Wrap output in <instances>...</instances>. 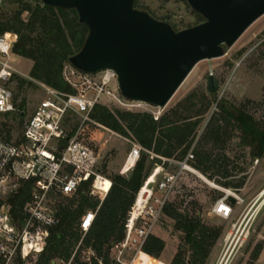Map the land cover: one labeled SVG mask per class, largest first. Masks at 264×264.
<instances>
[{
  "label": "trees",
  "instance_id": "1",
  "mask_svg": "<svg viewBox=\"0 0 264 264\" xmlns=\"http://www.w3.org/2000/svg\"><path fill=\"white\" fill-rule=\"evenodd\" d=\"M8 3L17 5L18 10L11 17L0 18V35L15 33L17 41L12 52L33 62L29 73L30 80L16 75H13L12 80L16 79L19 87L24 84L33 85V81H37L58 92L75 93L62 77L63 66L68 63L70 56L82 48L88 33L87 27L79 23L75 10L43 6L39 0H8ZM136 6L135 1L134 8H137ZM24 15L26 19L22 18ZM196 16L200 20L198 25L203 19L198 14ZM13 102L17 112L13 113L11 119L22 130L25 103L21 101L16 104L15 98ZM211 104H216L212 96L202 94L198 97L191 94L185 104H177L157 120L148 112L110 110L103 105L94 106L89 114L91 122L132 139L143 151L127 175L108 176L111 186L102 201L89 195V184L86 183L74 195L65 197L66 203L58 204L55 213L58 222L50 230L46 247L35 264H53L56 259L62 262L70 261V264H84L79 261L77 254L74 255V249L80 239V246L92 251L93 264H112L111 248L124 238L129 211L152 168L162 165L161 158L183 160L193 145L197 129ZM217 107L218 111L211 114L200 142H209L215 148L223 150L226 143L236 136L239 138L240 147L250 148L252 159L262 157L264 131L257 123L243 112L238 111L237 115H234L224 104ZM76 129L77 126H73L70 137ZM91 129L98 128L93 125ZM12 131L9 124L0 123V136L3 139L12 141ZM19 139L21 132L15 142ZM193 153L194 161L191 163L194 169L206 173L215 168L216 173L225 179L232 176L227 171L225 159L213 158L210 152L200 146H195ZM220 156L224 157L223 154ZM244 183L245 178H241L234 185L226 182L222 186L237 191ZM29 189L30 186L24 184L10 199L14 218L18 217L17 213L25 203ZM98 206L93 224L82 238L78 227L79 220L84 212L94 210ZM163 214L174 222V230L181 234L180 243L170 264H205L221 235V229L202 223L197 216L180 211L175 204H166ZM164 247V241L150 235L141 250L137 264H155V258L160 256ZM261 249V245L256 246L248 264H253Z\"/></svg>",
  "mask_w": 264,
  "mask_h": 264
},
{
  "label": "rangeland",
  "instance_id": "2",
  "mask_svg": "<svg viewBox=\"0 0 264 264\" xmlns=\"http://www.w3.org/2000/svg\"><path fill=\"white\" fill-rule=\"evenodd\" d=\"M135 1L136 9L147 12L158 21L168 22L175 31L195 26L200 22L183 0ZM17 10V5L4 0L0 8V18L11 17ZM22 18L26 19V16ZM8 63L15 70L14 75L30 80L29 73L33 66L31 60L19 57L11 51ZM209 74L215 76L219 84L217 98L214 100L216 104H224L234 115H237L238 111L243 112L264 131V15L257 19L230 48H224V56L197 63L164 108L141 105L127 110L112 103H106L105 106L110 110L148 112L152 116L154 114L160 117L177 104H185V100L191 94L198 97L202 94L211 96L206 91V78ZM32 84L19 87L17 80L14 79L7 85L12 91L16 104L21 101L25 103L23 123L38 103L46 97L45 85L37 81H33ZM216 104H211L209 111L204 115L197 129L195 141L189 150L193 153L194 147L200 146L210 152L213 158L225 159L227 171L232 176L225 179L216 173L215 168L206 173L197 169L195 174L185 172L176 184L175 190L169 195L167 204H175L180 211L197 216L202 223L221 229V235L211 249L205 264H219L225 253L222 264L226 260H228L226 264H248L251 262L252 252L258 245H261L262 249L253 264H264V154L260 158L252 159L250 148L240 147L239 138L236 136L226 143L223 150L215 148L209 142H200L211 114L218 111ZM12 116L13 113L0 115V123L6 122L12 127L14 138L12 141H15L21 130L17 123L12 121ZM73 126H77L73 137L98 154L99 167L103 173L106 176L120 174L131 146L130 142L134 141L102 126L92 130L93 124L83 122V116L79 115L71 116L64 124L68 133L72 131ZM221 154L224 157L220 156ZM161 166L156 182H159L164 174H173L176 171L174 165L166 163ZM156 167L154 166L152 171ZM241 178H245V183L237 191L231 187L222 186L226 182L234 185ZM226 194L230 201L237 196L243 200V203L232 204L231 215L223 219L212 214V209L215 202ZM259 195L261 199L257 204L262 202V206L256 211L255 207L252 209L251 207ZM154 196L161 197L157 191L154 192ZM93 197L101 200L99 194ZM62 202H67L65 197L53 199L52 212L56 213L58 204ZM173 225L174 222L162 213L153 229L152 235L164 241L165 244L160 256L155 258V264H170L177 251L181 234L174 230ZM80 244L81 239L74 249V255L77 254L79 261L84 264H93V255ZM128 258L129 254L125 256V259ZM38 260V256H33L24 264H35ZM60 262L56 259L53 264Z\"/></svg>",
  "mask_w": 264,
  "mask_h": 264
},
{
  "label": "built area",
  "instance_id": "3",
  "mask_svg": "<svg viewBox=\"0 0 264 264\" xmlns=\"http://www.w3.org/2000/svg\"><path fill=\"white\" fill-rule=\"evenodd\" d=\"M3 1L0 0V8ZM16 41L15 33L0 35V115L17 112L12 91L7 87L15 73L8 59ZM62 77L75 93L66 94L44 86L46 97L24 121L21 139L15 142L0 136V264H24L30 257L43 252L50 230L58 222L51 208L53 199L70 197L87 183L89 195L99 194L102 201L110 189L111 181L99 167L98 154L75 137H70L64 127L67 119L79 115L83 116V122H91L89 114L94 106H105L106 103L127 110L146 105L124 99L117 87V76L111 70L95 75L84 74L67 63L63 66ZM153 118L157 120L159 116L153 114ZM130 144L120 170L123 176L134 168L143 151L137 143ZM193 159L192 150L181 161L161 158L162 165H174L176 171L164 174L156 182L162 169V166H157L146 179L129 211L124 238L111 248L112 264H137L141 250L152 235L176 184L185 172L196 173L191 166ZM149 179L152 182H148ZM24 184H28L30 189L18 217L14 218L10 199ZM143 187L147 191L138 203L137 197ZM155 191L161 195L160 198L154 196ZM260 199L259 195L251 209L255 207L257 211L262 206V202L257 204ZM242 203L243 200L237 196L232 203L226 194L215 202L212 214L229 218L232 204ZM98 209L99 206L87 210L81 216L78 227L82 238L91 228ZM128 254L129 258L125 259ZM59 264H70V261Z\"/></svg>",
  "mask_w": 264,
  "mask_h": 264
},
{
  "label": "water",
  "instance_id": "4",
  "mask_svg": "<svg viewBox=\"0 0 264 264\" xmlns=\"http://www.w3.org/2000/svg\"><path fill=\"white\" fill-rule=\"evenodd\" d=\"M185 1L203 22L175 31L134 8L135 0H39L75 10L87 27L82 48L67 60L71 67L91 75L111 70L124 99L155 108L167 105L197 63L224 56V48L264 15V0ZM218 88L209 74L206 91L213 100Z\"/></svg>",
  "mask_w": 264,
  "mask_h": 264
},
{
  "label": "bare ground",
  "instance_id": "5",
  "mask_svg": "<svg viewBox=\"0 0 264 264\" xmlns=\"http://www.w3.org/2000/svg\"><path fill=\"white\" fill-rule=\"evenodd\" d=\"M148 182H152V179H149ZM146 191H147V188L143 187V189L141 190V192L139 193V195H138V197H137V202H138V203H141V201H142V196H143L144 193H146Z\"/></svg>",
  "mask_w": 264,
  "mask_h": 264
}]
</instances>
